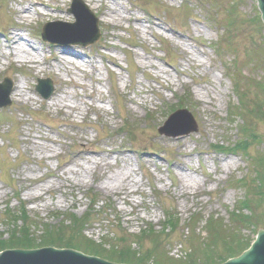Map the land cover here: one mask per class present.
I'll list each match as a JSON object with an SVG mask.
<instances>
[{
	"label": "rangeland",
	"instance_id": "obj_1",
	"mask_svg": "<svg viewBox=\"0 0 264 264\" xmlns=\"http://www.w3.org/2000/svg\"><path fill=\"white\" fill-rule=\"evenodd\" d=\"M80 2L99 32L85 47L41 40L45 24L63 43L85 37L67 25L75 21L66 13L72 0H0V84L12 82L9 106L0 108L2 241L20 213L34 236L88 216L83 237L112 244L122 233L153 239L170 216L180 221L163 233V252L183 261L203 243L187 234L192 216L203 229L210 217L232 224L234 214L247 210L254 227L239 228L245 230L236 237L253 239L264 228L255 223L264 214L257 193L264 168L254 166L264 160V27L255 1ZM58 8L64 18H55ZM65 50L68 59L61 60ZM254 55L262 65L249 62ZM38 79L51 81L47 101L34 91ZM183 109L197 133L179 137L186 124L175 119L159 134ZM239 140L246 157L215 154ZM143 238L139 252L153 244ZM223 243L217 240L205 256ZM193 260L187 264H206Z\"/></svg>",
	"mask_w": 264,
	"mask_h": 264
},
{
	"label": "trees",
	"instance_id": "obj_2",
	"mask_svg": "<svg viewBox=\"0 0 264 264\" xmlns=\"http://www.w3.org/2000/svg\"><path fill=\"white\" fill-rule=\"evenodd\" d=\"M259 61V60H258ZM260 105L257 104L254 109V113L259 116L261 111ZM247 111V108H246ZM24 215L18 216V218H14L10 222L12 223L8 226L9 232H7L8 239L2 241L3 235L0 234V251L5 249H30L33 247L40 246H53L56 248H71L77 251L85 252V254H89L92 256H98L104 258L105 260H109L116 263H125V264H187L188 262L194 263L193 257L198 256L201 259L205 260L206 264H219L226 260L229 257L235 256L239 254L242 250H244L250 240L237 238L239 234L237 233L239 230L236 226L245 225L251 218H248L244 215H233V223L225 224L222 220L218 222L213 221V217H210L206 221V225L204 228L205 236L202 237L197 235L195 226L199 222V218H191L192 222L187 224V229L190 235L196 234L198 239H201L203 242L198 247H200L199 252H195L197 249H194V245L191 247L192 252L186 256L185 261H174L168 258L166 252H163V232L167 228L171 231L177 226L178 220L174 219V222L163 226V229L154 235L153 239L150 238H142L146 240H150L153 242L150 249L142 250L139 252L137 249H141V239L131 240L130 237L133 235L122 233L121 237L118 238L120 244H112L110 241L101 240L100 243H96L93 240L87 239L85 236L83 237V229L87 226L89 217L85 216L83 219L70 218V226H64V221L60 222L57 226L45 228L42 232L37 235H29L27 232L30 230L29 225L25 226L26 222L23 224ZM73 220L74 226L71 227ZM20 222V225L17 223ZM250 223V222H249ZM195 228V229H194ZM149 235L153 234V231H148ZM131 237V238H132ZM135 237V236H134ZM136 236L135 238H137ZM129 240V241H128ZM221 241L223 243V248L219 253L217 252H209L206 256L204 251L206 249H212L214 251V246L216 247V242ZM128 241V242H127ZM160 242V243H159ZM34 243H39L41 245L35 246ZM135 244L136 250L131 249V245ZM236 244V246H235ZM214 245V246H213ZM202 246V248H201ZM213 254V256H212Z\"/></svg>",
	"mask_w": 264,
	"mask_h": 264
},
{
	"label": "water",
	"instance_id": "obj_3",
	"mask_svg": "<svg viewBox=\"0 0 264 264\" xmlns=\"http://www.w3.org/2000/svg\"><path fill=\"white\" fill-rule=\"evenodd\" d=\"M73 8L68 13H73L76 19L72 28H81L85 37L72 39L64 42L58 39L51 31H44L43 39L53 44L68 45L69 43H76L81 45L93 44L97 41L99 34L97 30V22L87 12L86 8L79 0L73 1ZM257 8L261 14L262 24H264V0H256ZM81 11V13H80ZM89 23V26L84 27V23ZM88 42V43H87ZM50 86V85H49ZM49 88L47 94L44 96L48 98L51 93ZM11 92V83H4L0 85V107H7L9 105L8 96ZM181 114V115H179ZM184 117V118H182ZM184 119L186 126L183 127V134L195 132L196 125L192 121V117L185 111L178 112L161 128V133L167 134L172 127V121L176 123L175 119ZM181 119V120H182ZM175 126V125H174ZM171 134V133H170ZM175 136V135H174ZM257 238L251 247L242 252L240 256L227 260L222 264H264V230L257 231ZM0 264H114L105 260L86 256L80 252L73 250H58L55 248H42L37 250H6L0 253Z\"/></svg>",
	"mask_w": 264,
	"mask_h": 264
},
{
	"label": "bare ground",
	"instance_id": "obj_4",
	"mask_svg": "<svg viewBox=\"0 0 264 264\" xmlns=\"http://www.w3.org/2000/svg\"><path fill=\"white\" fill-rule=\"evenodd\" d=\"M103 6L107 9V11L109 10L108 8H107V6L105 5V4H103ZM61 10L58 8L57 10H56V12L57 13H60V15H54L55 16V18H57V17H60V18H64V15H62V12H60ZM67 17H66V19H70V15H66ZM87 26H89V23H84V27L86 28ZM69 51H67V50H65V51H62V52H60V58H61V60H67L68 59V53ZM71 52L72 53H77V51L75 50V49H73V50H71ZM75 57H81V55H78V56H75ZM27 60H28V58H27ZM14 96L16 97V98H19V97H21V91L19 90V92H17V93H15L14 94ZM178 113V112H177ZM177 113H174L173 115H176ZM172 115V116H173ZM172 116H170L169 117V119L167 120V122L170 120V118L172 117ZM182 118H184V117H182ZM181 118V119H182ZM184 120V119H183ZM166 122V123H167ZM185 122V121H184ZM74 174H77V173H74ZM261 214L262 213H260L257 217H258V219H259V221L256 223V226L257 227H259V225L260 224H262L261 222H260V220H262V218H261Z\"/></svg>",
	"mask_w": 264,
	"mask_h": 264
}]
</instances>
